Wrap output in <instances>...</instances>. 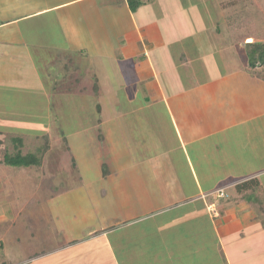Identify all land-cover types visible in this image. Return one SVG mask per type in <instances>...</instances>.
<instances>
[{
	"label": "crops",
	"instance_id": "crops-1",
	"mask_svg": "<svg viewBox=\"0 0 264 264\" xmlns=\"http://www.w3.org/2000/svg\"><path fill=\"white\" fill-rule=\"evenodd\" d=\"M4 1L0 89L7 98L14 93L10 85L12 91L45 90L41 67L51 89L89 91L102 112V100H110L102 85L114 80H103L105 62L159 116L131 117L128 131L120 130L124 142L139 139L134 152L141 154L119 164V117H97L100 127L89 146L110 140V155H101L96 167L104 173L97 192L118 203L107 214L98 211L95 221L83 214L79 235L71 227L78 213L72 202L70 210L56 206L41 219L31 209L40 196L32 194L13 215L2 194L14 173L5 167L20 166L0 162V220L9 217L6 230L16 229L8 240L0 238V264H264V66L252 69L222 45L214 0H154L136 11L128 0ZM154 130L167 137L159 151ZM49 143L44 160L52 153ZM60 159L47 168L44 160L30 166L43 176L35 188L50 187L46 201L65 194L67 178L79 189L92 176L87 164L89 176H76L75 158ZM62 168L65 174L57 177L54 171ZM111 177L116 183L109 190L103 182ZM253 180L255 186L240 191V183ZM221 188L227 196L216 194ZM213 204L217 214L209 210Z\"/></svg>",
	"mask_w": 264,
	"mask_h": 264
},
{
	"label": "rangeland",
	"instance_id": "rangeland-1",
	"mask_svg": "<svg viewBox=\"0 0 264 264\" xmlns=\"http://www.w3.org/2000/svg\"><path fill=\"white\" fill-rule=\"evenodd\" d=\"M228 1L232 2L233 0H214L212 2L211 5L212 7H214V13H217V15L215 16L216 19H224L228 21L229 18L231 19L234 16V10L235 12L238 11L237 7H228L226 5ZM261 1L264 3V0ZM3 2L5 1H0V3ZM23 2L30 3V1L26 0H23ZM247 41L253 40L252 38H250ZM244 44L245 42L241 45ZM235 51L238 52L237 49ZM238 56H240L239 52ZM44 57L47 56L45 55ZM42 60L43 59H41V61ZM105 66L106 63L103 62V65L101 67V70L103 72V80L107 77H113L114 80L105 81V83H103L102 85L105 89H109L108 92L110 94V100H102V112H97V108L94 106L97 105V102L94 104L93 100L91 99V93L89 91L84 92L80 91L79 89H74L73 91L51 89V86L53 84H51V80L48 78V75H46V73L41 70V67L39 69V72L44 78V82H42V85L46 88L45 90L37 91L29 87L24 89L25 87L23 86L22 88L20 87L22 89L21 91H12V85H10L9 93H14L13 95H11L12 97L7 98L5 90H3L2 88L0 89V132L4 134L1 138H5L8 135L11 136L12 134L19 136L22 135L25 137V140L30 141V143L36 146L40 141V139H38V136H49V140L51 141L52 145V153H49V156H46L47 159L44 160L46 168L51 165V163L58 161L60 159V156L62 155L65 156V158L60 159L61 163L65 162L66 160L69 161L70 159L75 158L72 161L77 168L75 170L77 172L76 176L79 174V172L83 177H86L90 173V171H87L84 168L86 164L91 168L92 175L91 177H89V179L84 181L83 186L79 189L76 185H73V177H71V179L67 178L66 182H68V184L64 189L65 194L60 199L46 201V198L43 196L46 194H50L48 193V191H50V187H48V185H45V187L37 189L35 188V183H38L39 180L42 181L43 179V176L40 177L34 175L38 174L40 172L39 170H33V167L26 168L25 166L5 167V169L14 173L13 180H10L5 184L4 188H6V190L2 194H6L7 197L5 196V198L8 202V209L12 211L13 215H16V213H18V211L20 210V206L24 204V202L22 201L25 200L28 196L30 197V195L32 194L40 196L38 202H34L31 204V209L37 210L36 214H39L41 219H44L46 217V214L48 212H51L56 206L60 207L59 211L67 208L68 210H70L68 206L72 202L71 210L74 209L78 213H75L76 215L73 214L74 216L70 218V222H72L71 227L73 234L79 235L81 233L82 227L84 226L82 221H85L87 215L88 220L95 221L96 216L100 215V212L98 213V211H102L107 214L110 211L111 204L117 206L118 201L111 200L110 195H108L109 198L106 199V195L104 196L103 191L101 193L97 192L98 183L101 181L100 174H104L103 171L100 172V170L96 168L101 164L99 158H101V155L105 158L110 155L109 150H106V147L110 140L106 142L105 139L102 143L99 141H95L96 145H94V140H92V146H89L88 140H91L90 138L94 137V133L98 131L100 127V125L96 121L97 117H119V125L114 126V128L118 126L115 129L116 141H119V137H122L123 139L121 144L116 149L117 164H119L121 162H131V156L134 152V149L141 147V144L138 143L139 139H137L136 137H132V139H128L127 142H124V133L120 130L128 131L127 129L130 126L129 124L132 122L131 117H138L140 118L139 121L141 122L142 117H158L159 115L156 112L158 111L156 107L154 108L153 106H151L152 104L150 105L149 101L145 100V97L135 94L134 90H129L127 85L123 83L121 75L110 73L107 68H105ZM18 77L21 76L19 75ZM15 84L17 85V81ZM5 86L6 85H3V87ZM16 92L17 94L20 93L18 95V98L16 97ZM22 92H24L23 96H21V94H23ZM23 98H25L26 100H24ZM18 103H20V105H18ZM144 103L145 105H143ZM98 109H100V107H98ZM18 110H21L26 114L18 115ZM101 130L106 132L105 127H102ZM154 132L155 137H153L152 141L155 140L156 143H158V151L161 149V139L162 142H165V147L168 146L167 137L160 133V135H163V138H160L158 136L159 132L156 130H154ZM146 133H148V131H146ZM8 138L9 140L7 142H10V137ZM41 139L42 142L45 141V139ZM68 144L71 150L67 152ZM135 152L134 154L136 155ZM137 152L141 154V152ZM47 161L50 162L48 163ZM148 161L150 162L149 159ZM158 161L161 160L159 159ZM44 172L45 174L47 172L45 170V166L44 170H42V173ZM54 172L56 176L59 177L65 174L66 169L62 168ZM25 174L30 176L31 180L28 179ZM45 180L47 181V177H44V181ZM75 182H77V180H75ZM114 183H116V181L113 180L112 182V177L103 182L106 188L108 186V189L110 188V185L113 186ZM3 190L1 191V193L3 192ZM135 191H138L137 188L135 189ZM82 192L83 194H86V196L82 195ZM137 196L138 198L140 197V195L138 194ZM70 199L73 200L71 201ZM73 202L75 203V205ZM114 202H116V205L113 204ZM138 204H141V200L138 201ZM79 211L82 212L81 215L79 214ZM83 214L86 216V218L82 216ZM9 219L10 218L8 217L7 219L0 220L1 239L8 240L9 237H12V234H16L15 228L10 229V231L6 230L7 227H10ZM96 220L98 221L99 219ZM90 261L91 260H88V262ZM91 264H96V262Z\"/></svg>",
	"mask_w": 264,
	"mask_h": 264
},
{
	"label": "trees",
	"instance_id": "trees-1",
	"mask_svg": "<svg viewBox=\"0 0 264 264\" xmlns=\"http://www.w3.org/2000/svg\"><path fill=\"white\" fill-rule=\"evenodd\" d=\"M154 0H128L129 6L136 11L141 5ZM235 1V2H234ZM228 7H237L234 16L228 21L219 20L217 32L223 46L238 50L240 57L253 69L264 66V3L261 0L228 1ZM240 8V9H239ZM252 38L253 41H247ZM244 45H241L244 43ZM236 52V51H235ZM238 52L237 55H238ZM45 141L42 142V139ZM36 146L23 136H13L10 142L0 137V162L10 166H38L43 163L44 156L50 149L49 137L43 136ZM257 181L244 182L238 188L245 190L255 186ZM227 196V193H226Z\"/></svg>",
	"mask_w": 264,
	"mask_h": 264
},
{
	"label": "built area",
	"instance_id": "built-area-1",
	"mask_svg": "<svg viewBox=\"0 0 264 264\" xmlns=\"http://www.w3.org/2000/svg\"><path fill=\"white\" fill-rule=\"evenodd\" d=\"M216 194H217L219 197H224V196H226V191H225L223 188H221V189H218V190L216 191ZM209 210H210V212H212V213H214V214H217V210H216L214 204L209 206Z\"/></svg>",
	"mask_w": 264,
	"mask_h": 264
}]
</instances>
